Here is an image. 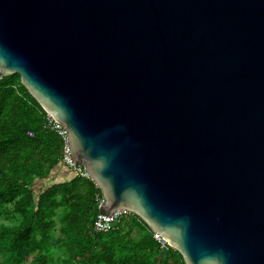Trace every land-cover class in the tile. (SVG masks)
Wrapping results in <instances>:
<instances>
[{"label": "water", "instance_id": "1", "mask_svg": "<svg viewBox=\"0 0 264 264\" xmlns=\"http://www.w3.org/2000/svg\"><path fill=\"white\" fill-rule=\"evenodd\" d=\"M0 71L65 125L103 212L186 264H264V0H0Z\"/></svg>", "mask_w": 264, "mask_h": 264}, {"label": "trees", "instance_id": "2", "mask_svg": "<svg viewBox=\"0 0 264 264\" xmlns=\"http://www.w3.org/2000/svg\"><path fill=\"white\" fill-rule=\"evenodd\" d=\"M62 148L20 75L0 71V264H186L137 214L95 231L101 189L79 174L54 181Z\"/></svg>", "mask_w": 264, "mask_h": 264}, {"label": "built area", "instance_id": "3", "mask_svg": "<svg viewBox=\"0 0 264 264\" xmlns=\"http://www.w3.org/2000/svg\"><path fill=\"white\" fill-rule=\"evenodd\" d=\"M47 125L53 128L63 139V148H62V155H61L62 162L69 168L73 169L77 174L84 176V177H90V174L87 171L86 167L82 165L81 163L73 160L72 158L70 145H69V141L67 137L68 130L65 127V125L57 121L53 117V115L48 112H47ZM29 134L33 135V132L29 131ZM98 200H99L100 211L98 212L94 220V224H93V228L97 232L109 231L112 228H114L115 224L121 218L136 214L130 209L120 208V209L115 210L111 215H109L102 211V205L104 203V198H103L102 193L98 195ZM153 236L159 242V245L161 248L168 249L171 246L170 243L159 232L153 231Z\"/></svg>", "mask_w": 264, "mask_h": 264}, {"label": "crops", "instance_id": "4", "mask_svg": "<svg viewBox=\"0 0 264 264\" xmlns=\"http://www.w3.org/2000/svg\"><path fill=\"white\" fill-rule=\"evenodd\" d=\"M77 173L69 167H58L52 172V177L54 181H65L74 177Z\"/></svg>", "mask_w": 264, "mask_h": 264}]
</instances>
